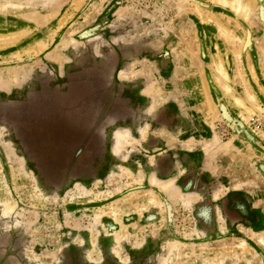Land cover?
<instances>
[{
    "label": "rangeland",
    "instance_id": "1",
    "mask_svg": "<svg viewBox=\"0 0 264 264\" xmlns=\"http://www.w3.org/2000/svg\"><path fill=\"white\" fill-rule=\"evenodd\" d=\"M218 1L0 0V264H264V0ZM175 121L221 197L158 194Z\"/></svg>",
    "mask_w": 264,
    "mask_h": 264
},
{
    "label": "crops",
    "instance_id": "2",
    "mask_svg": "<svg viewBox=\"0 0 264 264\" xmlns=\"http://www.w3.org/2000/svg\"><path fill=\"white\" fill-rule=\"evenodd\" d=\"M176 122V121H175ZM158 127H152L153 129H163L165 128V134H158L159 138L162 139L158 145V147H153L148 145L147 143H142L143 144V149L145 151H164L167 153L166 160L168 161H173V168L176 169V173L171 174L172 168H169L168 171H164L159 169V174L161 176L160 180V191L159 195L162 197L164 200H174L177 198H180L179 196H183L184 194H189L190 197H221L217 192L219 191H225L226 186H222V188H217L211 187V190H206L205 193L203 194L201 189H193L196 187H192V190L184 192L181 188H183V184L187 182H192L195 185H199L200 183H205L208 185H212L214 182L218 183V180L213 177L214 171L209 169H205V164H200L195 167V169H191L190 172L182 175V168L184 167L183 161H182V156L184 154V149H185V143L182 141V136H183V124L179 123L177 125V122L172 126V125H164L160 123ZM182 124V125H180ZM190 130V129H189ZM151 135V134H150ZM164 139V140H163ZM173 139V140H172ZM149 140V139H148ZM151 143V142H150ZM173 152V153H172ZM148 161V160H147ZM144 166H149L145 161H144ZM152 166L158 167L157 164L152 162ZM152 168V167H151ZM169 185V186H168ZM172 185V186H171ZM181 186V187H180ZM169 187V190L167 188ZM172 187V188H171ZM228 187V186H227ZM166 189V190H165ZM196 190V191H195ZM184 192V193H183ZM202 192V193H201ZM202 194V195H200ZM171 207V206H170ZM172 209V207H171ZM132 213L136 214V210H133ZM142 215H146V212L143 210V212L139 213Z\"/></svg>",
    "mask_w": 264,
    "mask_h": 264
},
{
    "label": "water",
    "instance_id": "3",
    "mask_svg": "<svg viewBox=\"0 0 264 264\" xmlns=\"http://www.w3.org/2000/svg\"><path fill=\"white\" fill-rule=\"evenodd\" d=\"M157 122V120H154ZM21 133L17 138H15L18 142V148L21 150L22 154H25L26 157L35 158L38 155V150L35 147V140L28 136L26 132L22 129H18ZM46 169H43L40 164H32V168L34 169V173L38 176H46V175H55L56 171L52 170V162L48 161L45 163ZM46 171V172H45ZM62 264H74L72 260L67 259Z\"/></svg>",
    "mask_w": 264,
    "mask_h": 264
},
{
    "label": "bare ground",
    "instance_id": "4",
    "mask_svg": "<svg viewBox=\"0 0 264 264\" xmlns=\"http://www.w3.org/2000/svg\"><path fill=\"white\" fill-rule=\"evenodd\" d=\"M214 1V0H213ZM247 1V0H246ZM219 2V1H218ZM220 2L223 4V5H229L230 7H231V9L233 8V10L235 11V13H238V14H240V15H242L243 17H244V19L245 18H248V19H250L251 17H249V16H251V15H249L250 14V11H251V9H250V7L248 8V5H250V4H246V3H242V1L241 0H234L233 2H232V4L233 5H230L229 3H226L225 2V0H220ZM219 2V3H220ZM234 4H235V6H234ZM250 9V10H249ZM198 10V9H197ZM199 12V11H198ZM252 15H253V13H252ZM247 19V20H248ZM246 20V19H245ZM249 21V20H248ZM250 21H252V20H250ZM253 21H254V19H253ZM221 30V32H222V28L220 29ZM222 34H225L224 32L222 33ZM232 35V34H231ZM227 38H229V40H230V37H228L227 36ZM237 55V54H236ZM220 64V63H219ZM217 72H218V74L220 75V76H222L223 78H225L226 77V74H225V72L223 71V68L221 67V65H218L217 66ZM222 85L224 86V87H226L223 83H222ZM246 91V90H245ZM253 99V98H252ZM251 100V99H250ZM239 100H237V102H238ZM252 101V100H251ZM121 135V134H120ZM122 135H124V133H122ZM118 136V135H117ZM120 137V136H119ZM122 137V136H121ZM130 138V137H129ZM125 139V138H124ZM132 140V139H131ZM118 140L116 139V142H117ZM124 142V141H123ZM123 142H121L122 144H123ZM121 143H119V144H121ZM169 186V185H168ZM172 186V185H171ZM167 188V187H166ZM172 188V187H171ZM168 190H169V187L167 188ZM151 194V193H150ZM149 194V195H150ZM179 197H181V196H179ZM151 198H152V200H155V198H154V196H153V194L151 195ZM189 199V198H188ZM152 203H154V202H152ZM242 244V243H241ZM239 247H241V246H239ZM243 247H245V246H243Z\"/></svg>",
    "mask_w": 264,
    "mask_h": 264
},
{
    "label": "built area",
    "instance_id": "5",
    "mask_svg": "<svg viewBox=\"0 0 264 264\" xmlns=\"http://www.w3.org/2000/svg\"><path fill=\"white\" fill-rule=\"evenodd\" d=\"M256 120L253 118H251L250 122L254 123ZM232 124H233V120L232 118L228 117V118H224V123L222 124H218V132L222 135V136H227L228 134H231V129H232Z\"/></svg>",
    "mask_w": 264,
    "mask_h": 264
}]
</instances>
